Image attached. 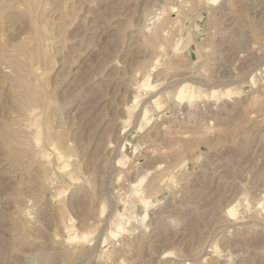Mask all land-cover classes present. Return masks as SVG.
<instances>
[{"label":"rangeland","instance_id":"374dc122","mask_svg":"<svg viewBox=\"0 0 264 264\" xmlns=\"http://www.w3.org/2000/svg\"><path fill=\"white\" fill-rule=\"evenodd\" d=\"M0 264H264V0H0Z\"/></svg>","mask_w":264,"mask_h":264},{"label":"bare ground","instance_id":"6f19581e","mask_svg":"<svg viewBox=\"0 0 264 264\" xmlns=\"http://www.w3.org/2000/svg\"><path fill=\"white\" fill-rule=\"evenodd\" d=\"M211 14H212V13H211ZM217 23H218V22H217ZM35 26H36V25H35ZM162 26H163V25H162ZM156 27H157V26H156ZM162 28H163V27H161V29H162ZM153 29H155V27H154ZM159 30H160V28L157 27V29H156L155 31L149 32V35H147V38L149 39L148 36H150V34H151L150 38L152 37V38L154 39V40H152V41H154V43H155V40H157V39H155V37L157 36V34H158V35H159V34H162V32H160ZM163 31H164V30H163ZM159 32H160V33H159ZM159 36H160V35H159ZM152 38H151V39H152ZM156 38H158V37H156ZM162 38H163V37H162ZM165 39L167 40L166 37H165ZM168 40H169V39H168ZM168 40H167V41H168ZM147 41H148V40H147ZM152 41H150V42H152ZM252 42H253V41H252ZM38 43H40V42H38ZM50 43H51V42H50ZM147 44H148V42H147ZM149 45H150V46H151V45L153 46L154 44L149 43ZM43 47H44V46H43ZM155 47H156V46L154 45V46L152 47V49L155 48ZM234 48H235V47H234ZM149 49H150V48H149ZM152 49H151V50H152ZM226 49H227V48H226ZM50 52H51V51H50ZM35 53H36V52H35ZM52 56H53V55H52ZM3 57L6 58V56H3ZM48 57H49V56H48ZM11 58H12V57H11ZM8 59H9V57H8ZM47 60H48V59H47ZM140 60H142V59L140 58ZM138 63L141 64V65L144 64L143 62H141V63L138 62ZM145 63H146V62H145ZM18 64H19V63H18ZM144 65H145V64H144ZM150 65H151V64H150ZM15 66H16V65H15ZM17 67H18V66H17ZM18 68H20V67H18ZM51 68H52V67H51ZM144 68H145V67H144ZM31 69H33V67H32ZM24 71H25V70H24ZM26 71H27V70H26ZM17 75H18V74H17ZM19 75H20V74H19ZM93 77H94V76H93ZM90 79H91V78H90ZM93 79H94V78H93ZM28 80H29V79H28ZM17 83H18V82H17ZM21 83H23V82H21ZM93 83H94V82H93ZM18 84H19V83H18ZM32 84H33V83H32ZM82 85H83V84H82ZM16 87H17V86H16ZM29 88H30V87H29ZM31 88H32V87H31ZM31 88H30V89H31ZM33 88H34V87H33ZM33 88H32V89H33ZM16 89H17V88H16ZM19 89H20L19 91H21V90L23 91L22 93L25 94V96H26V94H29V93L32 94V95H34V93H33L34 90H32V89H31V90H32V91H31L32 93L29 92L30 89H28V88H26V87H25V88H24V87H23V88H19ZM35 89H36V88H35ZM17 90H18V89H17ZM17 92H18V91H17ZM28 92H29V93H28ZM30 94H29V95H30ZM29 95H27V97H28ZM17 96H18V95H17ZM30 96H31V95H30ZM30 96H29V97H30ZM36 96H37V95H36ZM84 96H85V95H84ZM34 97H35V96H34ZM34 97H33V99H32V98H31V99L34 100V101H37V100H38L37 97H36L37 100H36ZM19 99H21V98H19ZM29 99H30V98H29ZM12 100H13V99H12ZM32 100H31V101H32ZM23 102H26V104H28L27 101H23ZM23 102H21V103L24 104ZM37 102L39 103L40 100L37 101ZM21 103H20V104H21ZM32 103H33V102H32ZM14 104H15V103H14ZM29 104H30V103H29ZM40 104H41V103H40ZM42 104H43V103H42ZM47 105H48V104H47ZM26 106H28V105H26ZM48 106H49V105H48ZM21 107H22V106H21ZM24 107H25V105H24ZM53 107H54V106H53ZM47 108H48V107H47ZM49 108H50V107H49ZM24 110H25V109H24ZM44 110H45V107H44ZM20 111H21V110H20ZM22 114H23V113H22ZM53 116H54V115H53ZM47 118H48V117H47ZM53 121H54V120H53ZM58 129H59V128H58ZM13 134H14V133H13ZM16 134H17V133H16ZM4 135H5V134H4ZM19 135H20V134H19ZM53 135H54V134H53ZM18 137L20 138V136H18ZM19 138H18V139H19ZM18 139H17V140H18ZM243 141H244V140H243ZM238 143H239V142H238ZM13 146H14V145H13ZM7 147H8V146H7ZM71 149H72V148H71ZM18 156H19V154H18ZM14 162H15V161H14ZM17 163H18V161H17ZM183 168H184V167H183ZM36 175H37V174H36ZM39 177H40V176H39ZM37 178H38V177H37ZM202 182H203V181H202ZM19 184H20V183H19ZM21 184H22V183H21ZM134 185H135V184H134ZM186 187H187V186H186ZM200 187H201V186H200ZM165 188H166V187H165ZM196 188H197V187H196ZM202 188H203V187H202ZM16 189H17V188H16ZM188 189H189V188H188ZM11 190H12V189H11ZM14 190H15V189H14ZM17 190H18V189H17ZM17 190H16V191H17ZM20 190H21V189H20ZM21 191H22V190H21ZM21 191H20V192H21ZM135 191H136V190H135ZM137 191H138V190H137ZM137 191H136V192H137ZM196 191H197V190H196ZM199 191H200V190H199ZM155 192H156V191H155ZM184 192H185V191H184ZM18 193H19V192H18ZM132 193H133V192H132ZM132 193H131V194H132ZM20 194H21V193H20ZM20 194H19V195H20ZM18 197H20V196H18ZM188 198H189V197H188ZM141 200H142V199H141ZM215 203H216V202H215ZM189 205H190V204H189ZM58 208H59V207H58ZM191 208H192V207H191ZM199 212H200V211H199ZM197 214H198V213H197ZM196 216H197V215H196ZM200 220H201V219H200ZM192 222H193V221H192ZM123 226H125V225H122V224L119 225V229L124 228ZM194 226H195V225H194ZM197 231H198V229H197ZM161 232H162V231H161ZM197 233H198V232H197ZM198 239H199V238H198ZM35 252H36V251H35ZM42 253H43V252H42ZM61 254H62V253H61ZM64 254H65V253H63L62 255H64Z\"/></svg>","mask_w":264,"mask_h":264}]
</instances>
